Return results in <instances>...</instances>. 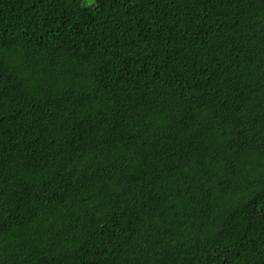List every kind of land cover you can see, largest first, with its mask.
Instances as JSON below:
<instances>
[{"label": "trees", "instance_id": "16d2710c", "mask_svg": "<svg viewBox=\"0 0 264 264\" xmlns=\"http://www.w3.org/2000/svg\"><path fill=\"white\" fill-rule=\"evenodd\" d=\"M0 264H264V0H0Z\"/></svg>", "mask_w": 264, "mask_h": 264}]
</instances>
